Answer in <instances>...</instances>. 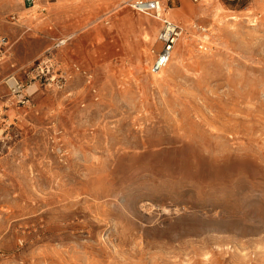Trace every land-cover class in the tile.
<instances>
[{
    "label": "rangeland",
    "instance_id": "1",
    "mask_svg": "<svg viewBox=\"0 0 264 264\" xmlns=\"http://www.w3.org/2000/svg\"><path fill=\"white\" fill-rule=\"evenodd\" d=\"M162 1L154 74L130 0H0V264H264V0ZM62 37L64 86L20 103Z\"/></svg>",
    "mask_w": 264,
    "mask_h": 264
},
{
    "label": "built area",
    "instance_id": "2",
    "mask_svg": "<svg viewBox=\"0 0 264 264\" xmlns=\"http://www.w3.org/2000/svg\"><path fill=\"white\" fill-rule=\"evenodd\" d=\"M54 1L56 0H23V4L27 8H32L38 2L44 4ZM129 5L136 12L157 18L163 24L158 34V41L161 43V48L156 53V57L150 66L152 73H158L169 64L177 41L182 33V28L174 21L160 15L162 9L161 0H130ZM11 17L12 20H17L16 14H13ZM200 28L204 32L207 31L206 28ZM66 42V39H60L49 47L44 56H42V58L27 72L25 79H21L15 74H9L5 78V84L10 93L16 97L20 103L24 104L29 102L31 97L39 91L40 88L45 89L51 85H56L59 88L64 86L66 77L64 73L57 68L56 54L57 49ZM8 45V36L0 35V54L4 52ZM31 84L36 85V88L32 92H28V88L33 87Z\"/></svg>",
    "mask_w": 264,
    "mask_h": 264
},
{
    "label": "bare ground",
    "instance_id": "3",
    "mask_svg": "<svg viewBox=\"0 0 264 264\" xmlns=\"http://www.w3.org/2000/svg\"><path fill=\"white\" fill-rule=\"evenodd\" d=\"M161 2H162V9H161V11H160V15L163 17V15H162V13L164 12V2L161 0ZM40 6H42V4L41 3H37L34 7H32V8H38V7H40ZM191 10L192 11H194V12H196V10L191 6ZM180 11V10H179ZM178 10H176V9H172V12H174V15H175V17H176V19L178 18V17H180L181 16V14H180V12H179ZM185 18V17H184ZM251 23V22H250ZM257 23V22H256ZM185 27V26H184ZM188 27V26H187ZM196 27H198L197 25H196ZM199 28V27H198ZM186 29V28H185ZM206 30L207 31H205V32H209V30L206 28ZM184 31H183V29H182V33H181V35H182V37H181V39H180V41H181V43L182 44H184V41H185V38H186V36H185V33H183ZM180 35V36H181ZM180 38V37H179ZM179 40V39H178ZM178 42V41H177ZM177 51H175V54H177L176 53ZM171 58H172V56H171ZM171 60V59H170ZM61 68H65L64 66H62L61 65ZM162 72V70L160 71V72H158V73H154V74H159V73H161Z\"/></svg>",
    "mask_w": 264,
    "mask_h": 264
},
{
    "label": "crops",
    "instance_id": "4",
    "mask_svg": "<svg viewBox=\"0 0 264 264\" xmlns=\"http://www.w3.org/2000/svg\"><path fill=\"white\" fill-rule=\"evenodd\" d=\"M83 7V6H82ZM83 8H85V7H83ZM180 8V7H179ZM173 9H175V8H173ZM170 10H172V8H170V9H168V15H170L171 16V18L172 19H176L174 16H173V14L172 13H170ZM143 19H145V18H143ZM86 20L84 19V20H81V21H78V24H77V26H80V25H82V24H84V22H85ZM149 22H150V24H151V27L153 28L154 26H155V23H156V21L155 20H152V19H149ZM60 39H66L67 40V38H58L57 40H55L56 42L58 41V40H60ZM55 42V43H56ZM54 43V44H55ZM65 45V44H64ZM181 45H182V43H181ZM61 47H63V45L62 46H60L59 48H61ZM58 50V49H57ZM177 53V52H176ZM178 54V53H177ZM177 54H176V56H177ZM175 56V57H176ZM179 57V56H178ZM67 62H68V58L67 57H63V63H65V64H67Z\"/></svg>",
    "mask_w": 264,
    "mask_h": 264
}]
</instances>
